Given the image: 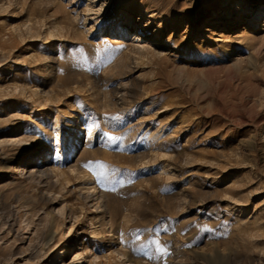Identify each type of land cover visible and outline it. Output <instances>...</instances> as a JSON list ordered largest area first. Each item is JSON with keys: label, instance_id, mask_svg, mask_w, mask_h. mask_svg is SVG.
<instances>
[{"label": "rangeland", "instance_id": "374dc122", "mask_svg": "<svg viewBox=\"0 0 264 264\" xmlns=\"http://www.w3.org/2000/svg\"><path fill=\"white\" fill-rule=\"evenodd\" d=\"M64 1L86 19L51 0H0V264H264V27L253 30L264 12L230 27L228 53L185 54L136 36L159 32L158 8L184 0H148L150 11L139 0ZM213 1L216 17L244 18L245 0ZM54 66L74 83L44 76ZM24 71H37L43 92L14 80ZM45 152L49 180L3 164ZM91 197L112 207L103 237L91 238L103 213Z\"/></svg>", "mask_w": 264, "mask_h": 264}, {"label": "bare ground", "instance_id": "6f19581e", "mask_svg": "<svg viewBox=\"0 0 264 264\" xmlns=\"http://www.w3.org/2000/svg\"><path fill=\"white\" fill-rule=\"evenodd\" d=\"M51 1L55 9L63 11L64 13H68V15L69 13H75L78 16L84 14L83 17L86 19L85 11L80 10V5L78 2L74 3L71 1L69 4H67L64 0H51ZM120 2L124 3L125 5H128L131 2V0H120ZM149 2L150 1L148 0H139V3L137 6L138 7L144 6L145 11H150V9L153 8V5L149 4ZM188 4H189L188 0H184L183 8H187ZM239 4L240 5L238 6V10H240L244 14V18L234 23L230 21L234 19V17H232L230 14H226L223 16L220 15L216 17L215 14L218 13L216 10L218 7V2L216 1L215 3L213 0H192L188 10H182L183 9L182 8L178 11L177 10L178 4L177 5L172 4L171 7H168L166 9H164V6H160L158 8V12L153 17L154 20H156V24L158 26L157 31L159 32H151V31L147 32L144 30L137 29L136 36L138 37V41L142 40L143 38L146 41V44H150L151 46L155 44L163 46L167 43H170V49L172 48V51L170 53L174 52V53L187 54V52H190L191 50H195L199 54L203 52H209V51L214 52V53H217L219 51L223 53H228L231 47L230 45L228 46V43L231 42L229 41V39L231 38L230 36L231 28L230 27L233 25H236V26L240 25L241 21L246 22V25L252 24L254 23V20L258 19L260 15L259 13L264 12V0H255V3H254L255 7L250 12L248 11L247 0L240 2ZM202 7H204V11ZM229 7H230V1H227L221 7L223 10L222 12L227 11ZM125 10H127V7L125 8ZM131 11L133 10L131 9ZM209 12L214 13V15L210 16ZM208 16L209 18L203 21V27L200 30V33L205 34V36L199 41L196 39V37H194V39H191L190 38L191 36H189L190 32H195L193 35L197 34L196 28L199 22L198 19L200 17L204 18ZM65 19L63 17L57 22L63 23L65 22L64 21ZM186 23L189 25H185ZM180 27L181 28L183 27V29L185 30L182 35L175 33V30ZM263 27H264V19L262 21H257L253 26V30L258 31L262 29ZM166 28H170L172 32H171V35L168 37V40L163 44L162 42L164 40H162L161 38L164 35ZM114 31L115 29L111 31L112 35L114 34ZM129 32H130V29L127 28V25H124L118 28L117 34H119V36L121 37H126L129 34ZM55 60H56L55 58L50 59L51 62H55ZM60 69L54 66V68L52 70L47 71L44 74V76H46L47 78L49 77V79L51 80L57 79L60 87H67L71 85L72 83H74V79L70 75V73L60 70ZM14 77H15L14 80L19 81L22 84L25 83L26 78L31 77L34 83L33 86H36L37 88L41 89L40 90L41 92H43V87L39 85V83H36L37 71H33L31 75H30V72H27V71L19 72V73H16ZM74 118H75L74 114H69L66 120L67 123H69V121H71ZM74 128L76 131L74 132L72 139L78 138L82 131V127L80 125H76ZM77 146L78 144H76V142L73 141L72 144L70 145V148H71L69 150L70 156H72V154H76L75 157H77L80 154L77 151L78 149ZM48 156H49V152H45V154L43 156H40L38 160L37 159L33 160L32 156L25 160L21 158H11L8 156H3L2 159H3V164H5V166H7L8 169L9 168L13 169L14 166H17L22 173L29 172L34 175L39 174L40 178L49 180L51 178L52 172H51V169L45 168L46 163L43 161L44 158ZM75 157L72 160V162L74 161V164L71 166L77 167V163L81 161V159H79L78 157V159L75 160ZM50 158L51 156L47 159V161ZM52 163H54V160ZM59 171H60V174H59ZM63 174L66 175L65 171H63L61 168H58V172L55 175L58 176V175H63ZM91 198H92L91 202L96 201V205H95L96 208L100 209V211L103 212L102 214H100L98 218L96 217L95 223L99 224V228L94 229V231L91 233L92 234L91 238H95V234L97 236L102 235L103 237L104 232L108 231L107 226L109 225L110 220H111L110 219L111 215L113 214V211L111 209L112 207L110 208L109 205H106L104 208L103 207L101 208V205H97V204H100L99 201L97 202L99 197H96V198L91 197ZM46 204H49V202H46ZM51 214L52 215H51L50 224L47 226L46 231L43 235L44 242L46 244L50 243L52 240L55 239V232H56L55 225H56L57 220H55L54 213L52 212ZM70 231L71 232L69 233V235L73 232L72 226L70 227ZM90 243L88 244L87 249H89ZM93 243L96 244L95 241ZM67 254L69 253L66 250L63 251V255H67Z\"/></svg>", "mask_w": 264, "mask_h": 264}]
</instances>
